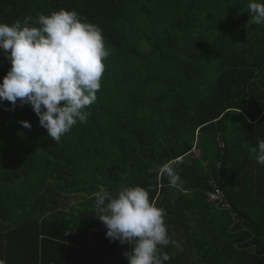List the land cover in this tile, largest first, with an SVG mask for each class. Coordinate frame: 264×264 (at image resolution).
<instances>
[{"label": "trees", "instance_id": "1", "mask_svg": "<svg viewBox=\"0 0 264 264\" xmlns=\"http://www.w3.org/2000/svg\"><path fill=\"white\" fill-rule=\"evenodd\" d=\"M249 2L0 0L8 25L75 10L110 51L87 122L59 144L30 105L0 101V259L128 264L131 245L106 237L94 194L141 186L180 245L162 247L165 264H264V166L251 152L264 139V23ZM10 68L0 50V83ZM197 130L203 157L171 164ZM212 176L228 207L207 202Z\"/></svg>", "mask_w": 264, "mask_h": 264}, {"label": "clouds", "instance_id": "2", "mask_svg": "<svg viewBox=\"0 0 264 264\" xmlns=\"http://www.w3.org/2000/svg\"><path fill=\"white\" fill-rule=\"evenodd\" d=\"M248 8L256 24L264 23V0H250ZM0 50L11 63L0 83V101L11 102L13 110L17 102L30 105L57 144L77 122H87L86 109L97 100L104 61L110 55L99 26L75 10L41 13L35 19L27 16L12 25L0 23ZM20 123L31 128L26 121ZM251 152L256 163L264 166V139H258ZM166 171L174 186L178 177ZM94 200L106 237L131 245L125 253L128 264H165L170 257L162 247L180 248L170 239L166 212L150 199V189L121 186L113 194L101 188ZM0 264L7 262L0 259Z\"/></svg>", "mask_w": 264, "mask_h": 264}, {"label": "built area", "instance_id": "3", "mask_svg": "<svg viewBox=\"0 0 264 264\" xmlns=\"http://www.w3.org/2000/svg\"><path fill=\"white\" fill-rule=\"evenodd\" d=\"M201 144H202L201 134H200V131L197 130L194 140L192 142V147L190 151L186 155L173 160L171 164L180 165L184 162L187 156L201 159L203 157V150H202ZM220 147L221 148L225 147L223 142L220 143ZM218 167H220V164H218ZM174 186H177V183H175ZM209 187H210V191L207 194L208 195L207 202L211 205H216L217 203L221 202V205H223L225 203L224 190H223L221 183L214 176H212L209 179ZM180 191L184 194L188 192L185 189L180 190ZM223 206L228 207V204H225Z\"/></svg>", "mask_w": 264, "mask_h": 264}, {"label": "water", "instance_id": "4", "mask_svg": "<svg viewBox=\"0 0 264 264\" xmlns=\"http://www.w3.org/2000/svg\"><path fill=\"white\" fill-rule=\"evenodd\" d=\"M215 206H216L217 209H223V208L221 207V202L217 203Z\"/></svg>", "mask_w": 264, "mask_h": 264}, {"label": "crops", "instance_id": "5", "mask_svg": "<svg viewBox=\"0 0 264 264\" xmlns=\"http://www.w3.org/2000/svg\"><path fill=\"white\" fill-rule=\"evenodd\" d=\"M192 227L195 225L194 221L192 220V222L189 223Z\"/></svg>", "mask_w": 264, "mask_h": 264}, {"label": "bare ground", "instance_id": "6", "mask_svg": "<svg viewBox=\"0 0 264 264\" xmlns=\"http://www.w3.org/2000/svg\"><path fill=\"white\" fill-rule=\"evenodd\" d=\"M181 190H183V189H181Z\"/></svg>", "mask_w": 264, "mask_h": 264}]
</instances>
